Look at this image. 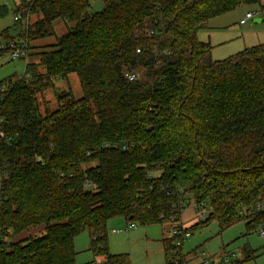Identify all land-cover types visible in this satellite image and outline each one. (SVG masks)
I'll return each instance as SVG.
<instances>
[{"label":"trees","instance_id":"1","mask_svg":"<svg viewBox=\"0 0 264 264\" xmlns=\"http://www.w3.org/2000/svg\"><path fill=\"white\" fill-rule=\"evenodd\" d=\"M263 3L106 0L94 14L89 0L25 4L24 17L38 16L23 32L30 42L51 37L56 20L72 26L31 54L36 61L23 77L0 82V126L13 138L0 148V264H78L83 232L101 264H131L110 253L108 223L171 231L182 226L186 195L211 210L191 231L213 222L225 231L243 220L259 232L264 44L213 61L198 31L242 6L262 11ZM8 15L0 7V20ZM2 37L12 39L11 29ZM71 74L83 97L70 100L67 92L43 116L39 96ZM123 144L132 147L115 148ZM175 240L163 242L166 264L181 258Z\"/></svg>","mask_w":264,"mask_h":264},{"label":"rangeland","instance_id":"2","mask_svg":"<svg viewBox=\"0 0 264 264\" xmlns=\"http://www.w3.org/2000/svg\"><path fill=\"white\" fill-rule=\"evenodd\" d=\"M89 1L92 6L90 14L101 12L104 9L105 2L101 0ZM26 3L28 2L23 0H0V7L6 6L9 10V15L0 20V30L12 27L14 14H20V10L24 9ZM248 12L256 13V15L246 24H240ZM258 19L261 22L257 23ZM37 20L38 16L32 15L25 19V23L33 24ZM71 26L61 19L54 21L52 25L54 33L51 37L30 42L32 49L26 62L15 61L0 66V82L9 78L15 81L16 78L23 77L26 63L36 61L31 54L43 50L38 48L53 46L58 38L68 32ZM222 28L227 30L220 31ZM208 37L212 39L210 43L213 42L210 53V58L213 61L225 60L245 49L258 46L264 43V10L261 11L258 6L247 5L213 19L198 31L200 41L209 43ZM218 39H225L228 42H218L221 44L219 46L218 43H215ZM67 92L71 94L70 100H79L83 97L80 81L76 74L69 75L67 79L55 80L54 87L47 90L43 96H39L41 114L44 116L47 112L58 110L59 106L65 103L61 100V95ZM183 206L180 222L188 229L201 221L202 214L207 217L211 213L209 206L197 209L190 195H186ZM131 224L133 223H126L123 219H115L108 223L109 251L115 254H128L132 264H165L161 240L169 236L168 227L163 225L142 226L138 223H134V227H132ZM127 226L129 230L122 234H112L111 232L113 229L125 230ZM191 234L183 246L189 264L201 263L202 253H205L207 258L214 260L216 264H226L223 262V258L226 257L230 261L227 264H235L236 261H245L243 264H264V239L257 231L248 232L246 222L243 220L225 231H221L219 225L213 222L208 226L191 231ZM23 235L15 237L14 240L25 237ZM76 239L75 249L78 253V264L103 260L102 257L93 256L89 251L91 240L88 232L80 233ZM247 257L251 258L246 260Z\"/></svg>","mask_w":264,"mask_h":264},{"label":"built area","instance_id":"3","mask_svg":"<svg viewBox=\"0 0 264 264\" xmlns=\"http://www.w3.org/2000/svg\"><path fill=\"white\" fill-rule=\"evenodd\" d=\"M24 2H28L31 3L34 0H23ZM103 2H105L106 0H101ZM26 3V4H28ZM256 15V13L253 12H248L245 16V18H243L240 21V24H246L249 20L253 19L254 16ZM21 15H15L14 16V22L16 24V28L13 31V35H12V39H5V38H1L0 39V66H4L7 65L11 62H15V61H27V59L30 56V41L28 40V38L24 35V31L26 30V28H28L29 23L27 22L25 24V26H21ZM140 52V51H138ZM137 79L136 75H131L129 76V80L130 81H135ZM1 124V122H0ZM13 141L12 136H10L9 134H6L3 130L2 127L0 126V148L4 143L7 144H11ZM130 147H132V145L130 144H123L121 146H115V148H120L123 151H128L130 149ZM3 174L2 168L0 167V177ZM70 177H72V175H70ZM88 189H94L95 186L92 184H89L87 186ZM196 208L198 209L199 207L202 206H198L195 203ZM200 220H205L206 216H204V214H202L200 216ZM180 223V222H179ZM181 224V223H180ZM132 227H134V224H131ZM128 229V226L126 227L125 230ZM124 230L123 229H113L111 232L112 234H120L122 233ZM170 235L174 236L176 238L175 242H174V246L178 249L181 250L183 249L184 246V242L189 239L191 237V230L188 228H185L183 225L177 226L176 228L172 229L170 231ZM259 235L261 238L264 239V227H261L259 229ZM201 257H203L202 260V264H214V260H211L209 258L206 257L205 253H202ZM187 257H185V254L182 252L181 258L178 256L176 258L175 264H189V260L186 259ZM223 262L224 263H230L228 257L223 258Z\"/></svg>","mask_w":264,"mask_h":264},{"label":"crops","instance_id":"4","mask_svg":"<svg viewBox=\"0 0 264 264\" xmlns=\"http://www.w3.org/2000/svg\"><path fill=\"white\" fill-rule=\"evenodd\" d=\"M92 7V6H91ZM23 10L24 9H22V10H20V14H14V16L15 15H21V23H20V25L21 26H25V19H28V17H24L23 16ZM14 16H13V24H12V27H10V29H11V32H12V35H13V31L15 30V28H16V24H15V22H14ZM258 21H259V19H258ZM261 21V20H260ZM29 23V22H28ZM29 24H31V23H29ZM32 25V24H31ZM225 31V30H227V29H225V28H222L220 31ZM208 39H209V43L212 41V39L210 38V37H208ZM218 42H225V43H227L228 41H226L225 39H218V41H215V43H218ZM213 43V42H212ZM212 43H210V44H212ZM219 44V46L221 45L220 43H218ZM218 44H216V45H218ZM222 44H224V43H222ZM262 44H264V43H262ZM259 45H261V44H259ZM126 229V228H125ZM129 230V228L127 229V230H124L122 233H124V232H127ZM168 231H169V236H167V237H170V230H169V227H168ZM122 233H120V234H122ZM167 237H164V238H162V240H161V243H162V247H163V252H164V240L167 238ZM77 240V239H76ZM76 240H75V243H76ZM182 251H183V253L185 254V252H184V250L182 249ZM110 253H111V251H110ZM111 254H113V255H123V254H115V253H111ZM124 255H128V254H124ZM129 256V255H128ZM164 256H165V252H164ZM130 257V256H129ZM186 257H188L187 255H186ZM92 262V261H91ZM104 262V259L101 261V262H97V263H99V264H101V263H103ZM132 264V263H131ZM165 264H166V259H165ZM200 264V263H199Z\"/></svg>","mask_w":264,"mask_h":264},{"label":"water","instance_id":"5","mask_svg":"<svg viewBox=\"0 0 264 264\" xmlns=\"http://www.w3.org/2000/svg\"><path fill=\"white\" fill-rule=\"evenodd\" d=\"M256 22L258 23V22H261L260 20L258 21V20H256ZM63 95V94H62ZM62 95H61V97H62Z\"/></svg>","mask_w":264,"mask_h":264}]
</instances>
